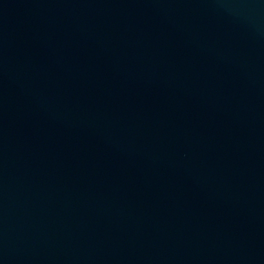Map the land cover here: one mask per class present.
Here are the masks:
<instances>
[{
    "label": "water",
    "instance_id": "95a60500",
    "mask_svg": "<svg viewBox=\"0 0 264 264\" xmlns=\"http://www.w3.org/2000/svg\"><path fill=\"white\" fill-rule=\"evenodd\" d=\"M0 264H264V0H0Z\"/></svg>",
    "mask_w": 264,
    "mask_h": 264
}]
</instances>
